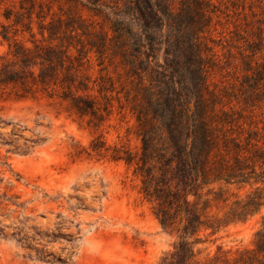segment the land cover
Segmentation results:
<instances>
[{
	"label": "trees",
	"instance_id": "obj_1",
	"mask_svg": "<svg viewBox=\"0 0 264 264\" xmlns=\"http://www.w3.org/2000/svg\"><path fill=\"white\" fill-rule=\"evenodd\" d=\"M219 11L212 0H18L17 10L3 13L29 31L34 16L41 39L31 47L15 40L9 45L0 84L56 95L98 122L113 101L133 115L137 151L107 146L98 137L90 149L132 165L160 226L176 235L156 264H264V215L251 247L233 256L217 250L199 259L194 248L202 228L245 221L264 208V58H254L261 45H248L238 50L242 79L214 80L212 74L230 64L213 46L212 20ZM90 53L100 66L94 78ZM230 186L245 191L222 218L205 219L208 199L202 196H223ZM5 227L0 235L33 250L30 257L64 263L74 255L78 236L59 227L55 233ZM55 243L59 252L49 247Z\"/></svg>",
	"mask_w": 264,
	"mask_h": 264
},
{
	"label": "rangeland",
	"instance_id": "obj_2",
	"mask_svg": "<svg viewBox=\"0 0 264 264\" xmlns=\"http://www.w3.org/2000/svg\"><path fill=\"white\" fill-rule=\"evenodd\" d=\"M212 1L220 9L212 20L214 50L223 64L230 62L212 77L218 83H238L245 73L238 50L261 45L254 58H264V0ZM6 8L17 10L18 0H0V65L9 61L8 48L14 40L31 47L32 40L41 39L34 16L29 31L14 23L13 16L5 19ZM4 28L8 39L2 36ZM89 55L88 73L94 78L100 66L94 53ZM15 87L0 84V227L11 232L14 226H23L29 233L34 228L55 233L59 227L60 232L78 237L74 255L62 263L30 257L27 253L33 250L0 235V264H156L172 249L176 235L160 226L133 166L90 149L97 137L107 146L139 149L128 108L113 101L109 115L98 122L73 110L68 100L42 91L26 94ZM244 191L230 186L223 196L203 195L201 200L208 199L205 219L222 218L227 204ZM261 215L264 208L245 221L202 228L194 246L196 257L217 250L233 256L236 250L251 247ZM59 246L49 245L56 252Z\"/></svg>",
	"mask_w": 264,
	"mask_h": 264
}]
</instances>
